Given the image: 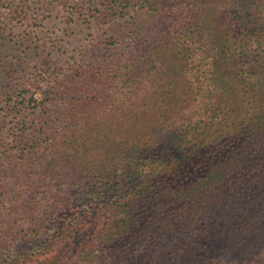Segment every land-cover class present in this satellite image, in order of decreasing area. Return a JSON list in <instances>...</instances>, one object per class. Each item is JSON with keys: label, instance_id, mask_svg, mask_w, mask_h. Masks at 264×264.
Returning a JSON list of instances; mask_svg holds the SVG:
<instances>
[{"label": "trees", "instance_id": "1", "mask_svg": "<svg viewBox=\"0 0 264 264\" xmlns=\"http://www.w3.org/2000/svg\"><path fill=\"white\" fill-rule=\"evenodd\" d=\"M107 3L140 40L78 70L60 131L32 141L50 180L85 193L79 215L44 219L69 259L42 240L9 264L264 261V0Z\"/></svg>", "mask_w": 264, "mask_h": 264}, {"label": "rangeland", "instance_id": "2", "mask_svg": "<svg viewBox=\"0 0 264 264\" xmlns=\"http://www.w3.org/2000/svg\"><path fill=\"white\" fill-rule=\"evenodd\" d=\"M107 7V0H0V264L42 240L54 248L46 258L69 259L51 245L55 229L44 219L64 205L79 215L85 193L70 181L50 180L37 156L42 149L34 152L32 141L60 131V113L73 96L61 88L78 70L89 73L98 63L125 57L140 40L131 16ZM202 86L211 87L205 80ZM101 228L103 238L111 235L110 225ZM74 259L96 264L88 251Z\"/></svg>", "mask_w": 264, "mask_h": 264}]
</instances>
